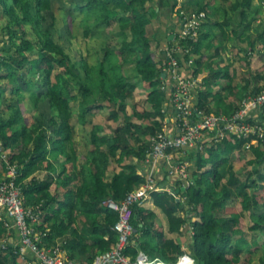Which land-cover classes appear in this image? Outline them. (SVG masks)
Masks as SVG:
<instances>
[{"label": "trees", "instance_id": "obj_1", "mask_svg": "<svg viewBox=\"0 0 264 264\" xmlns=\"http://www.w3.org/2000/svg\"><path fill=\"white\" fill-rule=\"evenodd\" d=\"M63 1L66 13L74 12L80 19L84 38H96L102 30L114 26L121 46L115 49L106 44L102 58L94 64L81 57L74 61L54 39L57 0H0V22L4 21V36L12 45L0 56V139L5 153L9 152L7 160H0V167L8 173V164L18 166L17 183L26 205L41 206L37 229L46 234V245H60L62 250L70 251L69 258L92 262L118 241L113 228L119 214L105 203L123 201L146 182L133 160L147 158L151 138L165 131L172 113L173 87L165 86L169 76L164 70L167 58L164 53L157 58L147 34L153 19L166 14L164 0ZM251 3L252 0H236L227 9L209 0L186 2V15L211 12L224 19L207 18L197 41L187 37L180 42L179 59L186 76L199 77L204 67L209 70L195 91V106L205 114L230 118L240 109L251 87L249 80L243 86L237 84L236 72L232 73L230 65L214 68L219 49L210 56V62H205L202 53L213 46L215 38L221 39L220 44L232 43L234 48L239 47L237 40L245 43V48H239L244 53L242 61L256 81H264V64L254 73L252 67L254 55L264 49V20L252 26L257 17L250 19ZM172 8L176 9L174 2ZM177 10L181 23L184 17ZM237 13L240 21L235 28L232 22ZM72 16L68 14L70 25L74 22ZM45 22H49L47 27ZM28 25L38 36L36 42L25 38ZM213 27L219 29L218 34ZM164 38L169 46L175 44L170 36ZM125 64L135 65L150 108L136 107L128 112L127 103L135 98L136 84L125 74ZM262 91L264 84L251 94ZM15 95L30 100L32 108L48 102L52 114L49 121L42 114L38 121L29 123L19 104L1 105L2 100ZM103 109L108 110L107 119L113 123L112 134H101L94 126L87 140L77 141L78 125L86 126L89 115L95 116ZM256 119L264 126V111ZM249 140L227 134L220 142L204 143V150L197 147L185 152L194 183L185 190L179 184L178 194L152 193L154 204L169 219L170 231L185 226L192 230L189 249L194 264H253L255 256L264 264V140L247 149ZM49 155L63 158L57 179L49 173L35 174L43 167L57 170ZM113 161L118 166L111 175ZM241 161L249 167L243 169L245 178L236 169V163ZM232 199H237L238 204L227 207ZM245 212L251 216L248 232L252 240L246 237ZM132 222L135 233L127 252L132 259L144 253L150 260L172 264L178 262V255L185 254L182 245L165 238L153 211L135 204ZM4 232V222L0 220V238ZM3 240L0 264H21L13 245L1 247Z\"/></svg>", "mask_w": 264, "mask_h": 264}, {"label": "built area", "instance_id": "obj_2", "mask_svg": "<svg viewBox=\"0 0 264 264\" xmlns=\"http://www.w3.org/2000/svg\"><path fill=\"white\" fill-rule=\"evenodd\" d=\"M184 20L178 35H175V44L168 46L164 52L167 58L165 67L168 79L165 86L172 85L173 92L171 103L176 114L177 131L159 132L151 138V147L145 162L167 159L170 166V174L175 172L182 178L183 187H190L194 180L190 176V161L175 163L170 154L173 151L193 150L199 147L204 150V143L220 142L227 134L238 139L247 138L245 147L250 149L252 145L264 140V126L257 121L258 115L264 111V91L259 94L247 95L238 109L230 118L215 114H205L195 106V91L201 87L200 77L186 76V72L180 62V42L187 37L194 40L199 38V28L206 17L205 12H193L184 14ZM203 21V22H202ZM189 64H193L191 59ZM164 86V88H166ZM195 116L199 119L195 120ZM0 157L7 159L3 142L0 139ZM20 170L17 165L8 164V173L0 182V220L9 230H17L20 242L15 246L23 260L30 254L33 263L36 264H168L159 259L150 260L144 253H140L137 259L127 253L134 238L135 227L132 222V207L135 204L143 206L154 191H159L153 175L148 176L147 182L137 190L128 194L121 202L109 200L105 205L118 212L119 219L114 226L118 234V241L112 248L99 254L92 262H84L71 259L66 256L60 245L47 246L45 235L37 229L40 223L41 206L30 207L25 203V196L21 185L17 183ZM180 198V196H178ZM8 238L1 242V247L7 249ZM30 262V260H29ZM188 255L180 258L177 264H194ZM28 263V262H27ZM28 264H31L28 263Z\"/></svg>", "mask_w": 264, "mask_h": 264}, {"label": "rangeland", "instance_id": "obj_3", "mask_svg": "<svg viewBox=\"0 0 264 264\" xmlns=\"http://www.w3.org/2000/svg\"><path fill=\"white\" fill-rule=\"evenodd\" d=\"M188 1L189 0H174V1L164 0L163 8L165 10L166 15L164 16L162 15V16L154 18L153 23L147 26V34L153 42V50L155 51L157 58H160L165 52L166 48L169 46V44H164V46L160 47V43H159L160 39L165 35L170 36V37L178 35V33L180 32L183 22L179 23L178 21L179 16L176 13V10L178 9L177 11L179 12V14L185 17L184 14L186 13L185 12L186 10L184 7L186 6V2ZM235 1L236 0H209V2H211L212 4L226 7L227 9H230L231 4L234 3ZM173 2L176 4L175 10L172 8ZM64 5L66 4L63 0H57V3H56L57 21H56V27L54 28L55 30L54 39L58 43L62 44V46L71 55L74 61L76 60L78 61L81 57L89 61L90 64H94L97 62L99 58H102L103 48L106 46V44H110V46H112L115 49H118L121 46V41L115 34L116 27L114 26L109 28L108 30H102L101 34L96 38H93V39L84 38L82 35V30L79 25L80 19L77 17V14H75L74 12L68 13V14H72L73 15L72 17L74 19L73 20L74 22L70 25L69 21L67 20L68 14L64 10V8H62V6ZM251 8H252L251 12L253 13L250 19L254 18V16L257 17L256 20H252V26L254 27L258 25L262 20H264V0L263 1L252 0ZM256 10H258L257 14H256ZM233 17H234V21L232 22L233 23L232 26H234L235 28H238V23L240 21V17L238 13L234 15ZM207 18L214 19V21L224 20L223 18H220L219 15L217 14H211V12L206 14V17L204 18V20H207ZM44 24H45V27H47L49 25V22H45ZM4 25H5L4 21L0 22V48L2 47L4 49L0 51V56L3 55L7 50H10L12 48V45L7 44L6 42V37L4 36L6 33L3 30ZM202 27L203 25H201V27L199 28V34L203 32ZM27 30H28V35H26L25 38L31 39L36 42L38 40L37 38L38 36L33 31L30 25L27 26ZM213 30L219 33L218 28L213 27ZM195 40L197 41L198 38ZM214 40L215 41H213L214 43L213 46L204 49L202 53L203 56H205L204 58L205 62H210L208 61L210 56L214 54L215 52H217V50L219 49L220 57H216L214 59V63H213L214 68L230 65L232 73L236 72L237 84L243 86L246 80H249L251 82V87H250V91L248 92V94H251L252 91L255 89V87H259L264 84L263 80L256 81L254 76L250 75L249 68L242 61V57L244 56V53L241 52L239 48L241 47L245 48L246 47L245 43H241L239 40H237L239 47L234 48L232 47V43L222 42L220 44L221 42L220 38H216ZM218 45H221V46L217 48ZM194 57H196L195 54L193 55V59ZM254 57L255 58L252 63L253 73L256 72V70H258L264 64V49L263 51L256 53ZM124 71L127 77L130 79V81L136 84V90L134 92L135 98L132 102L128 101L127 103L128 112L132 113L133 109L136 107H139V109L141 110H146L150 108V106L147 104V101H146V92L145 90L144 91L142 90L143 86L137 74L135 65L125 64ZM20 72L22 73L23 71H20ZM21 84L24 85L23 83ZM220 87L222 88V83L220 84ZM23 98L24 97H21L18 95H15L14 97L8 96L6 101L2 100L1 105L4 106L7 103L16 104V105L19 104L18 106L22 107L23 114L25 115L29 123L33 121H38L42 114H44L45 119L49 121L52 114H51V110H50V106L48 102H42L40 103L38 108H32L31 101L30 100L26 101ZM170 112H172L171 108H170ZM6 116L8 117V113H6ZM107 116H108V110H104V109L95 116L89 115V118H88L89 123L86 126L79 124L77 127V132H78L77 141L80 142L82 140H87L90 137L89 136L90 132L92 128H94V126L95 127L97 126L101 130V134L111 135L113 132V127H112L113 123L107 119ZM50 136L52 135L50 134ZM29 148L31 149L33 148V146L31 145ZM49 148L53 149V146L49 145ZM181 150L182 149H179L176 151H181ZM134 161L135 159L133 160V162ZM138 161L136 162L138 171L146 178V182H147L148 181L147 178L149 174L146 171L141 172L139 170L140 161L139 162ZM117 166L118 164H116L113 161L109 174L112 175L113 169L116 168ZM246 168H249V167L247 166L245 161L236 163V169L239 171V173L243 174L244 173L243 169H246ZM242 177L245 178L246 173H244ZM238 202L239 201L237 199H232L228 202L227 207H235L238 204ZM243 220L245 223L244 229L246 231V237L248 238V240H252V235L248 232V227L252 224L251 216L249 212L244 213ZM158 224L161 229L164 228L163 224L159 222ZM187 229H188L187 232L189 233L190 228L188 227ZM190 236H192V234ZM184 241H190L189 236H187V238L185 237ZM188 251H190L189 248H185V252H188ZM253 264H260L258 260V256H255L253 258Z\"/></svg>", "mask_w": 264, "mask_h": 264}, {"label": "crops", "instance_id": "obj_4", "mask_svg": "<svg viewBox=\"0 0 264 264\" xmlns=\"http://www.w3.org/2000/svg\"><path fill=\"white\" fill-rule=\"evenodd\" d=\"M216 32V31H215ZM218 34V32H216ZM164 37V36H163ZM163 37L160 39V47L164 46L165 43V38L163 39ZM218 37V36H217ZM175 36H173V38L171 40H174ZM216 39V38H215ZM208 68H203V71L201 72V74H199V77L203 80V78L205 76L208 75ZM166 76V75H165ZM169 80V79H167ZM143 86V83H142ZM143 91L145 90L146 92V99H147V90L145 89V87L143 86ZM172 115H170L171 117L167 119V125L165 127V130L169 131V132H175L177 131V124H176V114L173 111L172 108ZM258 121V120H257ZM32 149V148H31ZM190 150H181V151H173L170 154L172 155V157L174 158L175 163H182L188 159V155H185V152H187ZM9 152H6L5 155L8 156ZM3 159L2 157H0V160ZM48 159L55 165V167L57 168V170L54 171H49L48 169H46L45 167L41 168L40 171L36 172L35 174H39L40 172L43 174L49 173L54 179H57V177L59 176V172L62 168V160L63 158L60 157L58 159H55L53 157H51L50 155L48 156ZM7 160V159H5ZM138 160L135 159V164ZM139 162V161H138ZM141 165V166H140ZM140 165H139V170L142 172H147L150 175H153L155 180H156V185H158L159 191L163 192V191H169L172 192L174 194H178L179 193V189L177 190L178 185L180 184V186H182V190H183V180L182 178H180V176L175 172L173 175L170 174V166L168 164L167 159L162 158L160 160L157 161H151V162H145V160L140 161ZM67 167H70L69 165ZM7 172H5V170H3L0 167V182L6 177ZM178 181H181V183ZM160 187L165 188L164 190L160 189ZM175 190H177L176 192H174ZM181 196V194H180ZM143 207H146L147 209L153 211L156 215H157V221L161 224L164 225V236L166 239L172 240L175 242V244L177 245H182L183 246V251H185V248H189V244L191 243V239L190 241H184V238L187 236L190 237V235L192 234V230L190 229V232H187V228L188 226L182 227L181 230L179 231H175L172 232L170 231V224H169V219L167 217V215L165 214V212L158 206H156L154 204V199L153 196L150 195L149 199L146 201V203L143 205ZM4 228H5V232H4V236L3 238H0L1 240H5V238H8V244L13 245L14 247L20 242V236L17 230L13 229V230H9L5 227L4 224ZM188 233V234H187ZM186 240V239H185ZM188 240V239H187ZM190 250V249H189ZM64 254L66 256H69L70 251L69 250H63ZM173 255H178V254H173ZM184 255H188L191 257V252H185ZM183 255H178V258L180 260V258ZM31 262V264H36L33 263L34 258L32 255H28L26 260H23L21 258V264H28ZM79 260V259H77ZM178 260V262H179ZM28 262V263H27ZM177 262V263H178ZM177 263H172V264H177ZM171 264V263H168Z\"/></svg>", "mask_w": 264, "mask_h": 264}, {"label": "water", "instance_id": "obj_5", "mask_svg": "<svg viewBox=\"0 0 264 264\" xmlns=\"http://www.w3.org/2000/svg\"><path fill=\"white\" fill-rule=\"evenodd\" d=\"M172 38H173V36L170 37V39H172ZM183 190H185V187H183ZM189 258H191L194 261V259L192 257L189 256Z\"/></svg>", "mask_w": 264, "mask_h": 264}]
</instances>
